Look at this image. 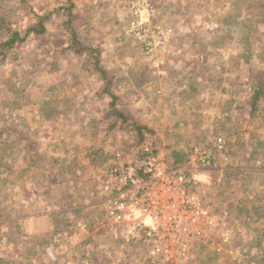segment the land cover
I'll return each mask as SVG.
<instances>
[{
	"label": "rangeland",
	"instance_id": "rangeland-1",
	"mask_svg": "<svg viewBox=\"0 0 264 264\" xmlns=\"http://www.w3.org/2000/svg\"><path fill=\"white\" fill-rule=\"evenodd\" d=\"M28 1L39 15L50 13L62 1L68 2ZM72 1L78 16L74 22L77 38L85 46L102 43L103 59L99 60V67L111 80L110 89L119 95V106L154 135L149 134L145 141L134 146L132 129L107 128L112 120L106 116L104 105L110 98L101 100L96 95L102 84L100 74L89 64V56L83 54L79 59L74 47L67 48L72 38L63 35L56 17L44 21V37L39 44L31 41L22 47L20 52L24 56L18 60L20 66L14 67H18V74L26 69L27 80L35 88L37 84L42 91L55 88L49 97L47 92L41 94L34 109L29 108L21 116L33 125L39 124L42 109H50V115L46 127L35 135L36 144L21 145L15 158L17 162L21 159L23 146L47 157L28 170L25 178L19 180L14 174L7 179L1 176L0 211L8 218H24L21 232L31 236L24 240L14 230L8 246L0 243V257L6 261L11 249H15L18 255L14 264H202V260L211 258L209 254L216 251L211 264H238L241 256L254 251V246L247 245L254 237L249 229L264 220V100L256 116H249L247 85L260 71L256 58L249 63L240 60L227 69L231 63L228 60H234L237 53L247 56L243 49L235 50L233 30L223 32L219 26L227 15L228 3L233 0H151L161 30L169 31L162 45L153 46L149 54L127 34V0ZM37 20L35 16H24L18 26L21 22L35 24ZM226 33L232 37L226 38ZM215 34L223 35L221 45H210L216 41H210ZM261 35L264 32L259 27L257 36ZM193 42H202L201 49L197 44L192 48ZM249 42L254 47L257 39L252 36ZM131 50L135 54L131 55ZM126 61L131 65L125 67ZM34 63L40 64V68L33 66ZM209 67L217 74L213 77L221 78L222 86L207 82L203 70ZM131 69L138 75L150 71L142 83L147 91L140 100L139 92L125 93L120 88L128 77L121 73L126 75ZM5 71L0 68V86ZM181 83L198 85L190 99L182 98L181 91L186 86H180ZM128 85L131 82L127 81ZM42 100L47 103L40 106ZM69 100V110L64 113V107H68L64 103ZM81 105L86 108L85 114L78 112ZM32 116L37 119L30 121ZM233 124L238 125L233 128ZM216 130L219 135L212 138ZM25 131L33 134L31 129ZM217 138L222 139L226 150L218 155L215 169L197 168L204 182L198 192L209 218H198L188 212L181 220L180 229H185L182 235L162 233L159 247L164 253H152L147 241H126L122 234L142 213L129 204L124 209L125 221H115L109 214L110 202L106 201L109 196L101 191L100 181L109 179V166L117 159L115 156L119 154L120 163H129L141 147L156 145L161 164L170 168L166 160L168 145L208 148ZM99 149L102 153L93 161L91 153ZM53 154L64 167L63 181L41 178L56 170L48 161ZM66 156L68 160L63 164L61 160ZM44 192L49 194L43 196ZM257 212L263 218L256 220ZM58 218L63 222L58 223L62 230L55 228ZM72 221L77 230L70 229ZM245 223H252L251 228L245 227ZM1 228L8 232L7 226L2 224ZM179 247L187 248L181 251Z\"/></svg>",
	"mask_w": 264,
	"mask_h": 264
},
{
	"label": "trees",
	"instance_id": "trees-1",
	"mask_svg": "<svg viewBox=\"0 0 264 264\" xmlns=\"http://www.w3.org/2000/svg\"><path fill=\"white\" fill-rule=\"evenodd\" d=\"M62 2L55 6L50 11V13L46 15H39L34 12V7L33 5H29L28 0H0V68L6 69L5 75L3 77L4 79L2 80V84L0 86V89L3 90H0V179L3 177L7 179L8 177L13 176V174L16 175V178H18L19 180L21 178H25L28 170L37 167V164L47 157L46 155L44 157L32 152V149H30V147L23 146L22 149L24 153L22 156H20L21 159L17 162L15 158V155L20 153L19 147L21 145H25L28 143L32 146L36 144L35 135L39 133V130L46 127V119H48V115H50V109H42V111H40L41 115L39 124L31 125L26 119L24 120V118L21 116L22 112L27 111L29 108L34 109L33 106L36 105L35 102L39 100L41 94L47 92V96L49 97L55 90L54 86H51L47 90L42 91L38 84L35 88V86H32L31 83L27 80V70L23 69L21 71V74H18L16 69L20 66L18 60H20V58L24 56L23 53L20 52L21 48L27 47V45L31 41L39 44V41L44 37L46 33V26L44 24V21H48L52 16L57 18V26L60 27L63 35L65 37L70 36L72 38L70 40L71 44L67 48L70 49L74 47L75 55H77L78 57L83 56V54L89 56V64L95 70H97V72L101 76L102 84L99 90H96L99 91V93L97 92L96 95L101 100H103L105 97L110 98V101L104 105V108L108 113L106 114V116L108 118H111L112 120V124H110L107 128L112 130L114 127L118 126V129H132L134 133V141L132 143H134V146L145 141L146 137H149V134L154 135V132L150 130L146 125H142L141 123H139L131 115L126 113V111L122 109L121 106H119L121 105V103L119 102V95H116L112 91V89H110L111 80L109 79V77H106V74L102 70H100L99 51L92 45H83L77 38V30L74 27V22L78 20V16L75 15L74 12L75 4L72 0H68L67 4H64ZM228 5L229 7L227 8V15L221 20L222 24L219 26L223 27V32L226 30H233L236 35V38L234 40L235 50L243 49L247 52V56H241V52L237 53L234 60H228V62L230 61L231 63L230 65H228L229 67H227V69L233 67L234 64H239L240 60L249 63L250 60L256 58V66H258V69L260 70L259 72H256L253 77H251L249 85H247L250 92L249 99L247 101L249 110L248 114L249 116L254 117L259 112L260 102L264 100V35L257 36L259 27H262L264 32V0H233L231 3L229 2ZM24 16H35L38 18V20L35 24L21 22V26H18V23L20 24L21 18H23ZM219 26H217V28ZM225 36L228 39L232 37L230 33H226ZM252 36L257 39V43H255L256 45L254 47L251 46L249 42V38H251ZM222 38L223 35L217 36V34H215L211 36L210 41H216L214 43H210V45H221ZM196 44L198 46V49H201L200 46H202V42L200 43L201 45L196 42H193L190 45L192 48H194L196 47ZM79 59H81V57ZM16 64H18V67H14ZM34 65L37 68H40V64L38 65L37 63H34L33 66ZM212 68L213 67H209L203 70L206 73V77L209 79L207 82L210 83V85L216 84L217 87H220L222 86L221 78L219 76L213 77L217 74L214 72L213 74L211 72ZM216 78H218V80H216ZM184 84L185 83H181L180 86H186ZM197 87V84L192 86L187 85L186 88H183V90L181 91L182 98L190 99L192 95H194V93L197 91ZM5 91H7L6 95ZM45 94L46 93H44V95ZM71 100L64 103L68 106L64 107V113H66L65 110H69ZM46 103L47 102H43L42 100L40 101L39 105L43 106ZM82 106L84 105H81L79 107ZM84 108L85 107H82L81 111H77L80 114H85L84 110L86 108ZM110 112H112V114H110ZM29 119L30 121H32L36 120L37 118H34L32 116ZM237 125L233 124V128H235V126ZM21 126H24L25 128L23 127V129H21ZM30 129L32 130L33 134L25 131H30ZM107 134L108 133H106V135ZM215 135H219L218 130L214 131L212 138H214ZM258 144L260 145V143ZM226 145L228 146L227 142ZM151 147L154 149V151H158V149L154 148L156 147V145H153ZM193 147L194 146L189 147L188 144L180 145V143L168 145L167 147H165L167 164L172 168L185 164L192 153ZM130 148L133 147L131 146ZM101 150L102 149H99L91 153V155L93 156V161L94 159H98V155L102 153ZM254 152L255 151H253V153ZM49 156L50 158L48 161H51L52 168H56V170L52 173L46 174L45 176L42 175L41 178L53 182L63 181V173L65 171L61 172L62 170H64V167L61 166L59 158L54 154ZM67 160L68 157L66 156V158H63L61 160V162L65 164ZM236 171L242 172L241 170ZM237 172L231 171L230 173L237 175ZM2 175L3 177H1ZM1 184L3 186L4 183ZM0 193L3 194L1 191ZM48 194V192H44L43 196ZM66 195H68L67 192ZM257 217L263 218L259 212L256 213V220ZM261 218L259 219V221L262 220ZM60 220V218L56 219L55 228L58 226V228L62 230L61 227L63 226L60 225H62L63 222L61 223ZM25 221L26 220H24V218H8L7 215L2 214V211H0V243L4 242V244L8 246L9 243H11V238L13 236L14 230L17 231L15 234H22L21 238H23L24 240L25 238L27 239V236L30 237V234H24L23 232H21ZM73 223L74 221H72L71 226H69L70 229L77 230L76 227L73 226ZM2 224L7 226L8 232L3 231V229L1 228ZM15 224H17L16 229H14L13 227V225L15 226ZM65 224H68V222L65 221ZM251 224L248 225L247 223H245L244 225L245 227L251 228ZM18 228L20 229V231ZM249 230L254 232V237L251 238L250 244H246L254 246V251H250L241 256L240 259L242 261H240L238 264H264V220L262 223H258L256 227ZM6 237L8 242H5ZM11 250L12 251L9 253L8 259L6 261L2 259V257H0V264H14V257H16L18 254H16V251H14L15 249ZM215 252L216 251H213L212 255L208 253L211 258H205L206 260H202V264H211L214 260L212 259V257L216 256ZM213 264H217V262H214Z\"/></svg>",
	"mask_w": 264,
	"mask_h": 264
},
{
	"label": "built area",
	"instance_id": "built-area-1",
	"mask_svg": "<svg viewBox=\"0 0 264 264\" xmlns=\"http://www.w3.org/2000/svg\"><path fill=\"white\" fill-rule=\"evenodd\" d=\"M126 3L127 34L149 54L153 46L162 45L169 30H161L151 0H127ZM213 144L208 148L194 146L188 161L175 168L163 166L160 154L151 146L141 147L129 163H120L119 154L115 156L117 159L109 168V179L100 181L101 191L109 196L106 197L110 202L109 214L115 221H125L124 209L129 204L142 213L126 234H122L126 241H147L152 253L159 252L162 233L182 235L185 229H180L181 220L188 212L198 218H209L198 192L204 182L197 168L215 169L216 159L226 146L221 138ZM177 241L179 238L176 244ZM186 248L178 249L185 251Z\"/></svg>",
	"mask_w": 264,
	"mask_h": 264
},
{
	"label": "crops",
	"instance_id": "crops-1",
	"mask_svg": "<svg viewBox=\"0 0 264 264\" xmlns=\"http://www.w3.org/2000/svg\"><path fill=\"white\" fill-rule=\"evenodd\" d=\"M118 43H120V41H118L117 42V44ZM94 48H97L98 49V51H99V60L101 59H103V58H101V57H103V50H104V48L102 47V43L100 42V43H95L94 45H92ZM102 49V50H101ZM131 55H133V54H135V52L134 51H132L131 50ZM130 55V54H129ZM123 56V55H122ZM128 61H126V65H124L125 67H128V63H127ZM100 63L102 64V62L100 61ZM131 65V64H130ZM129 65V66H130ZM102 67L104 66L103 64L101 65ZM152 71V70H151ZM136 71H134L133 69H131V70H129V72H128V74H126V75H124L125 73H121V75L124 77V76H128L127 77V79L124 81V87H120L122 90H123V92H128V93H133V94H136V93H140L139 94V97H138V99L140 100V96L141 95H143L142 93H144V92H146L147 90L144 88V84H142L144 81H146V79L148 78V76L150 75L149 73H150V71H147L146 73H145V75L143 74V73H141V74H136L135 73ZM152 74V73H151ZM110 75L111 76H115V74H112V73H110ZM127 81L128 82H131V86H126V83H127ZM133 81V82H132ZM148 137V136H147ZM146 137V138H147Z\"/></svg>",
	"mask_w": 264,
	"mask_h": 264
}]
</instances>
